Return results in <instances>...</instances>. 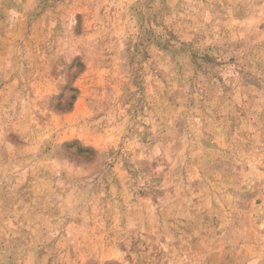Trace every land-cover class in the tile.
<instances>
[{"label":"rangeland","instance_id":"1","mask_svg":"<svg viewBox=\"0 0 264 264\" xmlns=\"http://www.w3.org/2000/svg\"><path fill=\"white\" fill-rule=\"evenodd\" d=\"M0 264H264V0H0Z\"/></svg>","mask_w":264,"mask_h":264}]
</instances>
